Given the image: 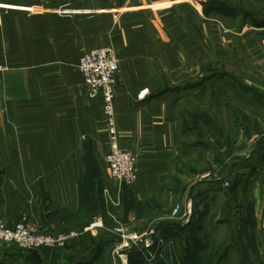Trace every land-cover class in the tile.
Segmentation results:
<instances>
[{"label": "crops", "instance_id": "obj_1", "mask_svg": "<svg viewBox=\"0 0 264 264\" xmlns=\"http://www.w3.org/2000/svg\"><path fill=\"white\" fill-rule=\"evenodd\" d=\"M101 45L120 59L115 109L119 143L136 157L133 185L110 177L102 100L88 96L77 71ZM233 125L247 150L229 144L223 154L215 138ZM241 187L260 222L264 0H0V220L25 217L58 233L107 221L64 252L0 243L1 264H138L140 249L119 245V225L143 232L154 223L158 237L195 246L196 233L218 229L214 203L226 193L232 203ZM175 202L182 211L172 216ZM234 229L218 264L240 255Z\"/></svg>", "mask_w": 264, "mask_h": 264}, {"label": "built area", "instance_id": "obj_2", "mask_svg": "<svg viewBox=\"0 0 264 264\" xmlns=\"http://www.w3.org/2000/svg\"><path fill=\"white\" fill-rule=\"evenodd\" d=\"M120 68L119 56L111 45H101L84 54L77 67L79 76L87 87V94L91 98L102 100L103 124L109 137V150L105 155L110 177L120 184L133 185L138 180L136 157L132 150L122 147L119 143V132L115 109V86ZM181 205L173 208L172 216L181 213ZM107 227L106 218L97 216L84 225L82 229H70L64 232L40 230L30 224L25 217L14 224L0 220V243L14 245L21 251H31L37 248L50 247L65 249L68 242L79 238L87 232H95ZM120 239L119 245L124 248H139L144 258L154 260L160 250H167L172 239L157 240L154 227L139 232L128 226L119 225L113 230ZM166 246V247H165Z\"/></svg>", "mask_w": 264, "mask_h": 264}, {"label": "rangeland", "instance_id": "obj_3", "mask_svg": "<svg viewBox=\"0 0 264 264\" xmlns=\"http://www.w3.org/2000/svg\"><path fill=\"white\" fill-rule=\"evenodd\" d=\"M213 63L214 62H212V65ZM78 65H79V62H78ZM214 69H215V66L212 67L211 72H214ZM225 77L226 76H224V78ZM226 78H228L229 82L232 81L235 84V81L232 78L230 77H226ZM211 79H214V80H208V82H213V84H215L214 81L216 79L214 77V74L211 76ZM80 80H82L81 82H83L84 84V81L81 77H80ZM233 83H230V84H233ZM232 129H233L232 133H229L228 135L226 134L219 135L217 133V136L215 139L218 142L217 143L218 149L222 150L223 154L229 151L231 147L234 152L244 153L247 150V147L245 144H242L243 138L241 137V133L237 130L239 128L234 127L233 125ZM236 137H237V142L236 140L234 141ZM229 144H231V147L229 146ZM224 160L225 158L220 160L221 162L219 164H216V166H213L215 163V160L213 161V164L212 163L207 164L204 161L203 163L201 162L199 164L196 161L195 162L197 163L196 167L198 169H203L207 166H213V168H220V165L224 162ZM255 164L257 163L255 162ZM241 189H239L238 191H235L234 193L231 192L234 195L232 203L229 201L230 199L229 193H226V195H222L223 197L221 200L216 201L214 205L212 206L213 207L212 212L218 215V220L221 221L220 223L219 222L217 223L218 224L217 230L209 229L210 231L208 230L207 232L210 235L213 234L211 235V238L213 239L212 249H215V250H206L209 248V240H211V238L202 237L196 233L195 236L197 237V239L200 240L198 245L195 244L194 246L192 242L191 246L189 247V245H187L185 242L183 244H179L177 243L176 239H172L173 243H169V248L167 249L170 251L166 252L165 250L163 251L160 250V253L157 256H155L154 260L152 261H149L147 258L145 259L143 256V253L141 251L140 252L138 251L140 253V259H138L140 262L138 261L139 262L138 264H145V263L146 264H218L219 255L222 251V250H218V248L220 247L219 245L226 241L228 235H231V230H233L234 227H237V226H238V233H239L238 236H240V239H242L243 241L242 246L240 245L241 246L239 250L240 255L236 256L237 254L235 250H232L235 253H232V255H230L226 264H262L261 258L259 256L258 246L261 247L260 251L261 250L264 251V228H263L264 223H262L264 220V217L261 219L260 222L252 217L251 215L252 213L251 209L253 208L252 204L248 205L246 202H244V205H243V200L249 202L250 196L248 195L247 190L243 189V187H241ZM224 203L226 204L228 203V204L226 205ZM178 204L181 205L179 202H175L173 204L172 209H171V214L173 212L174 206ZM241 204L244 206L243 211L240 210ZM230 206L233 207V210H231ZM181 209H182V206H181ZM152 217L155 218L154 216ZM230 217L232 218V220H234V222L230 223L229 221H227V219L229 220ZM241 218L245 220H242ZM152 227L155 228L154 223H152V225H150L146 230H149ZM167 238L169 237H161V236L158 237V234L156 235L157 240H163L162 242L163 245L165 243L167 244L166 242L168 240ZM258 239L259 241L257 243ZM204 244H207L208 247L204 248ZM186 248H188V250H186ZM202 248L205 250H202ZM52 251L54 254L55 251L54 250ZM59 252H64V249L60 250Z\"/></svg>", "mask_w": 264, "mask_h": 264}]
</instances>
